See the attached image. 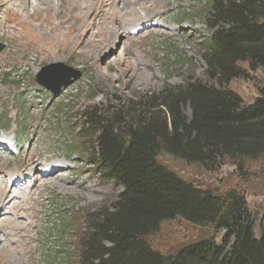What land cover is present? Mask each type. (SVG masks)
<instances>
[{"label": "rangeland", "instance_id": "obj_1", "mask_svg": "<svg viewBox=\"0 0 264 264\" xmlns=\"http://www.w3.org/2000/svg\"><path fill=\"white\" fill-rule=\"evenodd\" d=\"M208 3L144 0L131 14L129 4L110 1L109 8L122 9L116 12L118 19L108 21L122 30L102 37L103 42L98 34L100 44L94 45L100 51L94 50L92 56L78 46L80 38L92 34L83 21L64 24V30L72 32L64 43H56L41 35L11 31V22L5 24L0 11V175H4L0 176V194L2 187L4 192L0 227L8 230L2 227L3 221L18 226L7 235L13 240L12 257L22 259L15 264H76L80 241L89 233L88 215L110 206L120 190L94 165L90 141L78 138L84 112L159 92L166 84L178 85L191 78L208 82L199 44L207 34L202 12ZM148 13L149 20L143 17ZM99 25L95 21L93 27ZM33 29L38 34L42 25L35 23ZM46 65L53 69L44 80L53 83L66 79V67L81 76L52 93L35 82ZM240 65L247 76L232 79L228 88L250 104L264 91V70ZM160 161L199 187L237 188L258 230L264 215V155L248 162L242 173L229 161L215 171L168 155ZM17 234L18 238L13 236ZM222 234L177 218L163 222L151 243L161 252L175 253L201 239L214 237L219 242ZM58 255L61 261L55 259Z\"/></svg>", "mask_w": 264, "mask_h": 264}, {"label": "trees", "instance_id": "obj_2", "mask_svg": "<svg viewBox=\"0 0 264 264\" xmlns=\"http://www.w3.org/2000/svg\"><path fill=\"white\" fill-rule=\"evenodd\" d=\"M202 18L208 82L166 84L84 112L78 138L90 141L94 165L120 190L110 206L88 215L76 264H264V215L257 230L241 191L199 187L160 161L168 155L207 171L229 161L242 173L264 155V91L245 104L228 88L247 76L241 63L264 70V0H209ZM177 218L222 237L175 253L155 249L151 238Z\"/></svg>", "mask_w": 264, "mask_h": 264}, {"label": "bare ground", "instance_id": "obj_3", "mask_svg": "<svg viewBox=\"0 0 264 264\" xmlns=\"http://www.w3.org/2000/svg\"><path fill=\"white\" fill-rule=\"evenodd\" d=\"M110 1L114 2L116 0H69L66 2L64 0H0V11L3 14L2 20L5 22V24L11 22L10 25H8L11 31L13 32L24 31V33H31V35H36L38 37H40L41 35L40 37L41 39L47 40L48 42H56V43L58 42L64 43L67 36H70V32H72L66 28L64 30L63 27L64 24H72V23L76 24L77 22L83 21L87 30L90 29L92 34L86 38L85 37L80 38L78 46L84 47L87 50V54L92 56V54H94V50H96L95 52L97 54L98 51H100L97 49L98 48L97 46L98 44H100V42L96 43L98 41L95 38L98 34H99L98 38L100 40L102 37L106 38L108 35L113 36L115 33L120 32V30H122V26L119 27L115 25L117 28L115 27L112 28V25H110L108 21L109 17H112L113 20L118 19V16L120 14L117 15L116 12L117 11L121 12L122 9V8L120 9L119 6L116 7V9L109 8L108 3ZM119 1H121L122 6L124 3L130 5L131 14L135 13L136 10L135 5L144 4V0H119ZM155 1L158 2L159 0H155ZM139 7L142 8L143 6H139ZM89 12L93 14L92 18L90 17L91 14H89ZM143 17L149 20L150 13H148ZM88 19L91 21L89 22ZM95 21H98V24L99 22H101V25H99L98 27H93ZM146 22L147 21L145 20L144 22H141V24L143 25ZM35 23H39L42 25V30L38 34L35 33L36 31L33 29ZM51 29H53V32H51ZM42 32L43 33L50 32L52 34L42 35ZM104 40L105 39H103V41ZM100 41H102V39ZM94 43L97 46L94 45ZM15 175L16 174H13L14 178ZM0 176L3 177L4 175L3 176L0 175ZM3 195L4 192L2 187L0 197H2ZM13 207L14 209L17 208L15 206ZM3 222L4 225L2 227H7L8 230L9 229L11 230L8 231L0 227V264H15V262H20L22 259L12 257L9 248L11 246V243H13V240L11 238H8L7 235L9 234L11 236L12 234H14L18 230V226L14 223L13 225L10 224L12 222H8V221H3ZM13 226H15V228L12 230ZM13 236H16L18 238V236L20 235L17 234Z\"/></svg>", "mask_w": 264, "mask_h": 264}, {"label": "water", "instance_id": "obj_4", "mask_svg": "<svg viewBox=\"0 0 264 264\" xmlns=\"http://www.w3.org/2000/svg\"><path fill=\"white\" fill-rule=\"evenodd\" d=\"M51 69H53V65L44 66L42 68L41 73L35 79V82L39 86L46 88L47 90L51 91L52 93L57 92L61 87L65 88V87L69 86L71 83H73L74 81L79 79L81 76L80 72L74 71V70H69V68L66 67L65 70H67L69 72L66 79H62V77H61L55 83H53V81L44 80L45 73L50 72Z\"/></svg>", "mask_w": 264, "mask_h": 264}]
</instances>
